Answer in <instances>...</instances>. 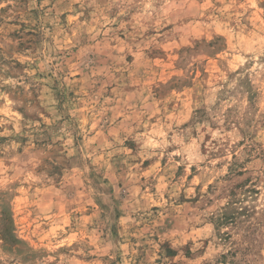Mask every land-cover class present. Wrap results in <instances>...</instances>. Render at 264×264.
Instances as JSON below:
<instances>
[{"label":"rangeland","instance_id":"374dc122","mask_svg":"<svg viewBox=\"0 0 264 264\" xmlns=\"http://www.w3.org/2000/svg\"><path fill=\"white\" fill-rule=\"evenodd\" d=\"M264 0H0V264H264Z\"/></svg>","mask_w":264,"mask_h":264},{"label":"clouds","instance_id":"9594fccd","mask_svg":"<svg viewBox=\"0 0 264 264\" xmlns=\"http://www.w3.org/2000/svg\"><path fill=\"white\" fill-rule=\"evenodd\" d=\"M262 255H264V253H262Z\"/></svg>","mask_w":264,"mask_h":264}]
</instances>
